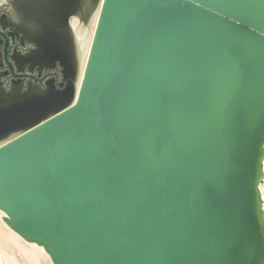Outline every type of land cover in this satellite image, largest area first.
Listing matches in <instances>:
<instances>
[{
	"label": "water",
	"instance_id": "95a60500",
	"mask_svg": "<svg viewBox=\"0 0 264 264\" xmlns=\"http://www.w3.org/2000/svg\"><path fill=\"white\" fill-rule=\"evenodd\" d=\"M69 32L70 99L0 145L7 223L55 264H264V0H102L76 99Z\"/></svg>",
	"mask_w": 264,
	"mask_h": 264
},
{
	"label": "flooded vegetation",
	"instance_id": "af4514ba",
	"mask_svg": "<svg viewBox=\"0 0 264 264\" xmlns=\"http://www.w3.org/2000/svg\"><path fill=\"white\" fill-rule=\"evenodd\" d=\"M95 2L7 0L0 4L10 5L0 8V111L25 110L34 98L69 95L76 69L70 20L86 15ZM6 48L16 75L7 62Z\"/></svg>",
	"mask_w": 264,
	"mask_h": 264
},
{
	"label": "bare ground",
	"instance_id": "6f19581e",
	"mask_svg": "<svg viewBox=\"0 0 264 264\" xmlns=\"http://www.w3.org/2000/svg\"><path fill=\"white\" fill-rule=\"evenodd\" d=\"M4 1L7 0H0V4ZM101 5L102 0L97 10L88 17L87 22L81 21L78 16H74L70 20L78 55L76 56L78 58V78L75 99L77 98ZM16 134L0 141V145ZM261 191L264 196V181L261 183ZM6 215V211L0 207V264H55L44 245L23 237L7 223Z\"/></svg>",
	"mask_w": 264,
	"mask_h": 264
},
{
	"label": "rangeland",
	"instance_id": "374dc122",
	"mask_svg": "<svg viewBox=\"0 0 264 264\" xmlns=\"http://www.w3.org/2000/svg\"><path fill=\"white\" fill-rule=\"evenodd\" d=\"M9 6H10L9 4L4 3L0 8L2 10L3 8L8 9ZM71 48L73 52L72 44H71ZM75 48H76V44H75ZM72 90H73V86L71 85V90L69 92V95L67 97H64V99L59 97L56 98V96L55 97L52 96L48 98H44V97L34 98L31 105L26 106L25 110L23 109L19 110L18 108H15L14 110L10 108L1 110L0 111V141L12 136L13 134H16L20 130H23L27 126H30L39 119L55 111L60 106L64 105L70 99Z\"/></svg>",
	"mask_w": 264,
	"mask_h": 264
}]
</instances>
